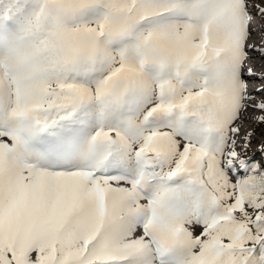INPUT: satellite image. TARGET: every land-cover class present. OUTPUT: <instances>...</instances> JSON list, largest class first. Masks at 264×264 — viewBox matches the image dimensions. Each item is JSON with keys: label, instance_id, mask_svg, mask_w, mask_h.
Returning <instances> with one entry per match:
<instances>
[{"label": "snow or ice", "instance_id": "obj_1", "mask_svg": "<svg viewBox=\"0 0 264 264\" xmlns=\"http://www.w3.org/2000/svg\"><path fill=\"white\" fill-rule=\"evenodd\" d=\"M246 120L264 0H0V264H264Z\"/></svg>", "mask_w": 264, "mask_h": 264}, {"label": "rangeland", "instance_id": "obj_2", "mask_svg": "<svg viewBox=\"0 0 264 264\" xmlns=\"http://www.w3.org/2000/svg\"><path fill=\"white\" fill-rule=\"evenodd\" d=\"M260 25H261V21H260V19L259 18H257L254 22H253V25H252V28H257L256 29V33H254L253 34V37H252V41L253 40H257V39H260V35H259V28H260ZM250 63H251V65H252V62L250 61ZM255 70H256V72H260L261 71V68H260V66L259 67H257V68H254ZM258 83H259V80H255V81H253L252 83H250V90H253L254 88H255V86H257L258 85ZM246 116H250V115H252V113L251 112H249V113H247V114H245ZM249 129H253L254 131H255V136L253 137V145H252V152H255L256 151V149H257V147H258V145H259V143L261 142V134H262V132H264V129H262L261 127H259V126H257V125H255V124H252V123H249V122H247V120L245 121V123H244V130L246 131V130H249Z\"/></svg>", "mask_w": 264, "mask_h": 264}, {"label": "bare ground", "instance_id": "obj_3", "mask_svg": "<svg viewBox=\"0 0 264 264\" xmlns=\"http://www.w3.org/2000/svg\"><path fill=\"white\" fill-rule=\"evenodd\" d=\"M253 15H255V13H253ZM256 28V27H255ZM257 29V28H256ZM254 33H256L255 31H254ZM249 43L250 44H252V43H256V44H259L260 43V39H255V40H250L249 41ZM251 62H252V66L254 67V68H257V67H259L260 66V58H259V56H258V54H256L255 52H253L252 53V58H251ZM258 73V72H257Z\"/></svg>", "mask_w": 264, "mask_h": 264}, {"label": "clouds", "instance_id": "obj_4", "mask_svg": "<svg viewBox=\"0 0 264 264\" xmlns=\"http://www.w3.org/2000/svg\"><path fill=\"white\" fill-rule=\"evenodd\" d=\"M254 30H256V28H253Z\"/></svg>", "mask_w": 264, "mask_h": 264}]
</instances>
